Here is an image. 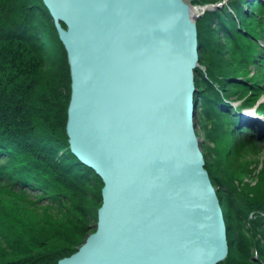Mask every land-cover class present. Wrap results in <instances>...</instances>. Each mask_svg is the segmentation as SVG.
Returning a JSON list of instances; mask_svg holds the SVG:
<instances>
[{
  "label": "water",
  "instance_id": "water-1",
  "mask_svg": "<svg viewBox=\"0 0 264 264\" xmlns=\"http://www.w3.org/2000/svg\"><path fill=\"white\" fill-rule=\"evenodd\" d=\"M225 1L43 0L67 51L70 149L103 181L96 229L57 264L227 257L224 213L195 122L197 21ZM256 105L242 115L264 120Z\"/></svg>",
  "mask_w": 264,
  "mask_h": 264
},
{
  "label": "trees",
  "instance_id": "trees-1",
  "mask_svg": "<svg viewBox=\"0 0 264 264\" xmlns=\"http://www.w3.org/2000/svg\"><path fill=\"white\" fill-rule=\"evenodd\" d=\"M263 19L264 0H226L197 21L195 122L197 133L212 139L216 148L220 143L229 150L264 148V124L242 115L261 93L257 88L263 83L258 72L264 65L259 42L264 38ZM70 83L67 51L43 0H0V264H57L83 242L77 234L71 239L43 238L45 231L36 227L35 220L23 218L27 206L13 194L15 189L56 188L59 197L75 204L79 186L92 180L99 183L102 199V179L70 149L66 133ZM256 109L264 114V104ZM203 142L200 137L201 147ZM205 166L227 226L228 255L217 264H252L250 249L258 251L264 264V244L240 229L259 226L264 238V193L243 192L230 179L228 168L218 174L206 160ZM2 187L9 188L7 194Z\"/></svg>",
  "mask_w": 264,
  "mask_h": 264
},
{
  "label": "rangeland",
  "instance_id": "rangeland-1",
  "mask_svg": "<svg viewBox=\"0 0 264 264\" xmlns=\"http://www.w3.org/2000/svg\"><path fill=\"white\" fill-rule=\"evenodd\" d=\"M246 6L247 9L250 8L249 5ZM262 24L264 32V19L262 20ZM259 42L263 44L262 50L264 52V38L259 39ZM242 48L248 50L245 46ZM224 54L228 55V51H225ZM249 69L257 71L256 68L251 66ZM258 72L261 74L262 80L260 81L263 83H260V86L257 88L261 93L255 102L257 104L256 108L264 104V65L261 71ZM238 101L240 102L241 99ZM198 129V125L196 124V130ZM197 134L198 136L201 135V139L204 140L201 148L205 160L213 172L223 174L221 168L226 167L233 174H231L232 178L230 179L234 181V184L238 183L239 187L243 189V192L251 193L250 195L255 194L257 191L256 194H259V192L264 193V148L260 150L251 147L247 149L236 148L235 150L232 148L229 150L228 145L221 143L216 148L213 145L214 141L212 139H206L203 132L201 134L198 132ZM48 188L40 189L25 186L22 189H15L16 191L13 194L20 198L22 200L21 202L27 206L26 211L22 209L21 214L23 218L25 220H35L36 227L45 231V234H41L43 238L63 236L71 239L72 235L77 234L78 238H80L79 242H84L87 234L96 229L97 210L102 203L99 183L92 180L90 182L86 181L85 183L83 181V185L79 186V190L76 193L77 201L75 204H72V201L68 202L67 200H63L62 197H59L56 188L54 190L51 187ZM1 191L7 194L9 188L2 187ZM222 192L224 193V191ZM225 210H227L226 207ZM87 227L89 228L87 229ZM258 227L252 230L242 225L240 229L245 236H251L255 240L257 239L256 241L262 245L264 244V238ZM234 234L238 237L241 236L235 229ZM82 243H79V245ZM75 247L76 245L73 246V248ZM248 253V258H250L252 264H261L259 262L260 254L256 249H252V251L250 249Z\"/></svg>",
  "mask_w": 264,
  "mask_h": 264
},
{
  "label": "bare ground",
  "instance_id": "bare-ground-1",
  "mask_svg": "<svg viewBox=\"0 0 264 264\" xmlns=\"http://www.w3.org/2000/svg\"><path fill=\"white\" fill-rule=\"evenodd\" d=\"M222 6V5H221ZM220 7V6H219Z\"/></svg>",
  "mask_w": 264,
  "mask_h": 264
}]
</instances>
